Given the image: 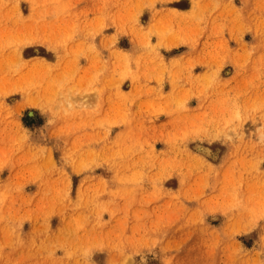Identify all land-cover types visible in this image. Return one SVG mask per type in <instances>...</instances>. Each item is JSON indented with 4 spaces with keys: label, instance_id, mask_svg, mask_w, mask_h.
I'll return each instance as SVG.
<instances>
[{
    "label": "rangeland",
    "instance_id": "rangeland-1",
    "mask_svg": "<svg viewBox=\"0 0 264 264\" xmlns=\"http://www.w3.org/2000/svg\"><path fill=\"white\" fill-rule=\"evenodd\" d=\"M0 264H264V0H0Z\"/></svg>",
    "mask_w": 264,
    "mask_h": 264
}]
</instances>
